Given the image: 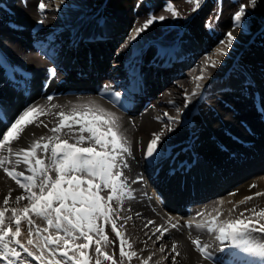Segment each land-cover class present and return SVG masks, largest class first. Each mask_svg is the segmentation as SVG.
<instances>
[{
  "label": "bare ground",
  "instance_id": "bare-ground-1",
  "mask_svg": "<svg viewBox=\"0 0 264 264\" xmlns=\"http://www.w3.org/2000/svg\"><path fill=\"white\" fill-rule=\"evenodd\" d=\"M170 1L148 3L145 8L137 0H117L113 7L107 0L106 10H99V4L80 10L82 0H64L63 4L60 0H44L47 7L42 16L38 11L40 0H0V36L5 35L9 45L8 50L1 48L0 108L4 117L0 116V121L7 124L32 104L70 105L89 99L121 117L122 131L132 146V156L127 157L129 167L124 172L133 198L124 201L120 211L124 219L117 223L123 225L120 231L133 245L131 250L138 253V258L125 259L129 264H141L153 253L149 264H156L162 257H168L162 264H171L173 243L180 252L176 264H210L200 257L191 239L212 244L213 251L217 242L213 234L196 229L195 223L217 213L220 220H227L246 209H264V196H255L264 192V114L252 98H264V89L258 91L252 83L254 80L264 86V72L253 79L244 72L229 77L234 43L225 49L226 56L216 52L225 46L223 43L212 48L202 45L201 40L197 46L181 44L172 52L153 53L164 22H156L132 40L135 29L150 14L167 16L165 5ZM41 19L43 25L37 23ZM27 24L31 26L27 28ZM229 31L233 35L236 32L233 27ZM222 41L226 42V36ZM145 42L150 45L145 47ZM209 50V57L217 62L215 68L206 66L205 53ZM52 68L57 70L55 77L48 74ZM202 74L204 78L197 82L195 77ZM216 92L218 97H212ZM185 94L190 101L188 107L180 106L185 105ZM49 95L53 96L51 102L47 101ZM164 113L178 117L180 123L173 125L174 133L166 134V153L149 161L145 157L147 144L152 133L163 128ZM40 119L48 128L28 126L22 138L14 142V149L51 135L48 129L55 125V117ZM18 170H25L24 166ZM138 176L142 180L132 183ZM9 192V205L5 206L3 200ZM22 194L23 190L0 169V207H16L15 197ZM108 194L107 189L101 193L105 198ZM246 196L253 199L239 204ZM10 215L5 214L6 223ZM169 221L178 228L171 229ZM188 222L193 227H186ZM159 225L170 231L156 241L152 234ZM105 231L108 237L117 239L110 224L105 225ZM255 239L259 241L260 235ZM118 242L117 257L112 253L117 260ZM161 244L164 253L159 251ZM234 251L238 253L235 257L217 253L223 258L221 264H253L258 259Z\"/></svg>",
  "mask_w": 264,
  "mask_h": 264
},
{
  "label": "snow or ice",
  "instance_id": "snow-or-ice-1",
  "mask_svg": "<svg viewBox=\"0 0 264 264\" xmlns=\"http://www.w3.org/2000/svg\"><path fill=\"white\" fill-rule=\"evenodd\" d=\"M187 2L194 4L192 12L195 13L207 0ZM60 3L63 4L64 0H60ZM259 3L260 0H249L248 4H239L232 17L234 26L240 28L242 21L247 23L245 18L249 7L254 10ZM46 7L44 0H40L38 11L42 16ZM165 10L171 13L173 19L182 18L170 2L166 3ZM165 20L164 15L150 14L142 26L135 29L131 39L135 40L156 22ZM44 22V19L37 21L40 25ZM206 26L211 27L210 24ZM225 35L226 42L221 41L225 46L216 50L220 56H226L228 53L225 49L231 48L237 39L232 31ZM206 66L215 68L217 62L207 57ZM56 73V68H52L48 74L55 77ZM203 78L202 74L195 80L199 82ZM44 86L48 87L47 84ZM192 95H197V92L194 91ZM115 96L118 98L120 93H115ZM252 98L254 106L264 114V98ZM52 100L53 96H47V101ZM189 102L185 94V107H188ZM48 115L56 119L55 125L48 129L51 135L41 136L27 147L13 148L14 142L22 138L28 126L35 124L36 127L43 125L48 128V124L40 119ZM164 117L166 122L163 128L153 132L147 144L145 157L149 161H155L166 153L167 149L163 146L166 134L174 133L176 129L173 125L180 123L178 117L169 116L168 113H164ZM5 152L7 155L3 154ZM131 156L132 146L122 131L121 117L91 99L70 105L32 104L7 124L0 121V169L23 190L22 195L15 197L16 203L27 201L23 207H0V264H93V259L94 264H124L125 259L131 261L138 258V253L131 250L133 245L120 231L123 225L117 223L124 219L120 216L124 201L133 198L124 172L129 167L127 157ZM20 165L25 170H18ZM141 180L142 177L138 176L132 183ZM105 189L109 193L106 198L101 195ZM10 196L11 192L3 200L5 206L9 205ZM255 196H264V192H257ZM252 199L253 196H246L239 204L243 205ZM232 211H235V207ZM7 212L11 215L6 223ZM246 212L250 215H246ZM198 215L203 216V213ZM33 217L44 220L47 227L40 229L35 226ZM22 221L28 225L29 238L26 242L20 239ZM108 224L119 239V260L105 251L111 243L105 231V225ZM148 224L155 225V222L149 221ZM169 224L171 229L178 228L176 223L169 221ZM185 226L191 228L193 223L188 222ZM194 226L213 234L217 242L213 251L212 244L190 237L204 261L221 264L223 258L218 257L217 253L235 257L238 253L234 250H241L258 258L253 264H264V209H246L227 220H220L217 213L211 219L196 222ZM170 228L156 226L152 235L156 241H160ZM256 235H260L259 241L255 239ZM93 244L94 257L89 252ZM159 251L165 252L162 244ZM171 253V264H176L180 252L175 243L171 245ZM153 255L142 259L141 264H149ZM167 258L162 257L156 264H162Z\"/></svg>",
  "mask_w": 264,
  "mask_h": 264
},
{
  "label": "rangeland",
  "instance_id": "rangeland-1",
  "mask_svg": "<svg viewBox=\"0 0 264 264\" xmlns=\"http://www.w3.org/2000/svg\"><path fill=\"white\" fill-rule=\"evenodd\" d=\"M106 1L107 0H82L83 4H80L81 5L80 10H86V8L88 9L89 7L94 9V7L92 6H95L96 4H99V10H103V9L106 10L104 3ZM137 1L140 2L141 4L140 6L146 8V6H148V3L157 4L162 0L161 1L137 0ZM116 2L117 0H108V4H110L108 6L113 7L115 6V4L117 5ZM50 3L51 1L48 2L49 6H51ZM170 3H172L173 6L176 8V10H178L181 13L182 18L173 19L171 17V13L165 10L167 15L166 20L163 21L165 27L163 26L160 37H158L157 39L158 41H156L154 44V48L152 47L153 53L154 52L161 53L162 51L172 52L173 50L178 49L181 44H186V45L192 44L194 46H197L196 43L198 40H201L202 45L205 46L211 45L212 48H215L217 45H220L219 43L225 38L226 36L225 34L229 31L231 27H233L236 30L234 35L237 37V39L234 41V45L232 47L234 57L232 58L233 60L232 61L233 63L231 65L232 68L230 66L228 67V69L231 68L228 71V76L229 75L231 76V74H235L238 72H244L248 75V77H250L251 75L253 78V76L255 77L256 74L257 75L261 74V71L264 72V26L258 27L255 30L251 31L246 26L244 21H242L241 27L236 28L234 26L232 19L235 11L238 10L239 4L241 3L248 4L249 0H207V3L204 4V6L195 13L192 12V8L194 7V4L188 3L187 0H171ZM218 13H219V19H217ZM206 24H210L211 27H207ZM29 25L27 26V28H29ZM4 36L3 37L0 36V49L2 48L5 50L7 48L6 50H8L9 45H7L8 43H6V39ZM149 42L152 43L153 41H149ZM149 42L147 43L145 42V47H148L150 45ZM211 42H215V43L212 45ZM210 53L211 51L209 50L208 52L205 53V56L209 57ZM225 69L227 70V67H225ZM219 74H222V71H220ZM253 84L256 86V89H258V91L260 89L262 90L264 89V86H258V83L254 82ZM211 96L216 97L217 92L215 95H211ZM180 106L183 107L185 105L180 103ZM189 126L190 128L193 127L192 125ZM148 187L151 189L150 184H148ZM26 203H27L26 200L21 201L19 204L16 203L15 206L23 207ZM33 219L35 221V226H38L40 229L47 227L46 222L44 220L36 217H33ZM21 226L22 228H24L23 232L25 233V235L23 234L22 237H20V239L22 240V242H26L27 239L29 238L27 235L28 225L25 221H22ZM116 240L117 242L119 241L118 238L115 239L111 235V237H109V241H111V243H109V245L105 248V251H107L110 255H112L113 253L115 258L117 257V251L115 248ZM94 247L95 246L92 245L90 246L89 249L90 255H92L93 257L95 256ZM93 264H94V259H93ZM102 264H110V262H102ZM124 264H129V263L125 261Z\"/></svg>",
  "mask_w": 264,
  "mask_h": 264
},
{
  "label": "trees",
  "instance_id": "trees-1",
  "mask_svg": "<svg viewBox=\"0 0 264 264\" xmlns=\"http://www.w3.org/2000/svg\"><path fill=\"white\" fill-rule=\"evenodd\" d=\"M245 19L247 23H244L251 31L264 26V0H260V3L254 10L249 7L248 15Z\"/></svg>",
  "mask_w": 264,
  "mask_h": 264
}]
</instances>
